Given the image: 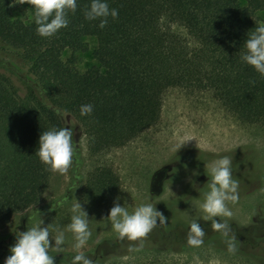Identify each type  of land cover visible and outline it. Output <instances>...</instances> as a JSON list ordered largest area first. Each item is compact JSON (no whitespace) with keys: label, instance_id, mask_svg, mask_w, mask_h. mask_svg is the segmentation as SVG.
<instances>
[{"label":"trees","instance_id":"1","mask_svg":"<svg viewBox=\"0 0 264 264\" xmlns=\"http://www.w3.org/2000/svg\"><path fill=\"white\" fill-rule=\"evenodd\" d=\"M14 1L0 0V44L16 53L33 85L20 97L0 75L2 225L41 203L53 172L34 153L43 131L65 127L64 115L87 137L92 155L119 149L153 126L171 88L208 92L238 120L264 125V77L240 59L247 34L264 24V0L244 6L239 0H107L118 15L103 29L99 20L85 19L90 0H77L76 11L67 12L68 26L48 38L36 34L30 4L26 21L12 17ZM86 38L96 41L98 66L80 71L75 53L87 50ZM65 51L72 55L64 60ZM89 104L91 114L81 116L80 107ZM73 164L81 165L77 146ZM118 193L110 168H97L83 188V198L95 206ZM259 212L264 219V204ZM227 222L221 221L235 238L215 233L206 243L228 250L231 240L235 252L264 264L258 237L264 232Z\"/></svg>","mask_w":264,"mask_h":264},{"label":"rangeland","instance_id":"2","mask_svg":"<svg viewBox=\"0 0 264 264\" xmlns=\"http://www.w3.org/2000/svg\"><path fill=\"white\" fill-rule=\"evenodd\" d=\"M239 2L243 6L246 4L245 0ZM28 8V0H15L11 15L26 21ZM259 17L264 22V12L259 13ZM172 30L185 35L177 26H172ZM84 43L87 50L75 53L80 71L98 66L92 56L96 41L86 38ZM71 55L70 51H65L63 59ZM0 75L11 80L20 97L26 95L27 86L33 85L16 53L2 44ZM63 121L66 128L73 130L81 165L76 169L73 164L63 175L53 173L37 207L8 225L0 224V264L10 255L9 248L15 243L16 232L48 225L50 247L57 230L65 234L64 251L50 250L54 264H71L68 257L77 252L72 247L74 240L66 231V225L70 223L71 206L76 200L88 214L91 232L86 246L79 251L92 264H257L238 252L209 246L206 238L222 234L212 228L213 220L226 224L232 221L240 227L251 226L264 232L263 213L259 212L264 204V125L238 120L208 92L178 88L164 93L161 114L153 126L125 146L107 153L92 155L87 137L77 124L68 115H64ZM222 156L232 161V176L238 181V200L235 204H226L232 212L230 217H209L200 208L207 191L206 175L214 161ZM97 168H110L119 179L120 193L101 206L83 198L87 178ZM164 168L169 169V175L160 174ZM114 201L121 206L126 201L130 213L151 202L165 216L166 223L157 221V225L139 240L120 239L107 219ZM193 221L204 231L199 247L186 243ZM228 237L234 239L235 234L229 230ZM258 237L264 239V233ZM129 248L139 250L129 251Z\"/></svg>","mask_w":264,"mask_h":264},{"label":"clouds","instance_id":"3","mask_svg":"<svg viewBox=\"0 0 264 264\" xmlns=\"http://www.w3.org/2000/svg\"><path fill=\"white\" fill-rule=\"evenodd\" d=\"M32 6V20L36 25V34L42 38L55 35L60 29L68 26L67 12H75L77 0H28ZM117 10L110 9L107 0H90L88 9L84 12L86 20H99L98 27L103 29L108 17L117 18ZM244 52L241 53L242 62L251 66L261 77H264V24L255 26L243 43ZM92 105L80 107L81 116L91 114ZM71 128L50 129L43 131L38 140V147L34 155L53 173L63 175L73 165L75 155V142ZM208 166L205 165V168ZM232 161L228 156H222L211 165L207 173V191L204 193L203 203L200 208L209 217H230L232 212L226 206L227 202L235 204L238 200V181L232 176ZM119 197L117 198V201ZM117 201L109 209L107 219L111 229L120 239L127 238L136 241L145 237L156 225L166 223L165 216L153 206L151 202L142 204L130 213L127 202L123 206ZM73 213L66 231L72 234L73 249L77 254L71 258V264H92L91 260L79 250L86 246L91 232L89 218L77 202L71 206ZM43 221H41V224ZM212 228L228 235L227 225L216 220L212 221ZM15 243L10 246V255L3 264H54L50 250L57 253L64 251V231L57 230L51 238L54 241L50 247L49 225L47 227H28L25 232H16ZM204 231L199 223L193 221L189 225V234L186 243L188 246L199 247L202 243ZM228 251H234L231 240L227 241ZM139 250L129 248V251Z\"/></svg>","mask_w":264,"mask_h":264},{"label":"flooded vegetation","instance_id":"4","mask_svg":"<svg viewBox=\"0 0 264 264\" xmlns=\"http://www.w3.org/2000/svg\"><path fill=\"white\" fill-rule=\"evenodd\" d=\"M168 170H169L168 168H164V169L160 172V174L162 173L161 175H163V174H164V175H165V174H166V175H169V174H168V173H169Z\"/></svg>","mask_w":264,"mask_h":264}]
</instances>
